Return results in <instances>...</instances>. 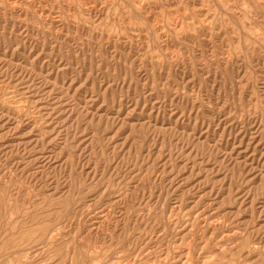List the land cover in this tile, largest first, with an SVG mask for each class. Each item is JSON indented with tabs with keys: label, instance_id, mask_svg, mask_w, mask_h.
I'll return each mask as SVG.
<instances>
[{
	"label": "rangeland",
	"instance_id": "374dc122",
	"mask_svg": "<svg viewBox=\"0 0 264 264\" xmlns=\"http://www.w3.org/2000/svg\"><path fill=\"white\" fill-rule=\"evenodd\" d=\"M0 264H264V0H0Z\"/></svg>",
	"mask_w": 264,
	"mask_h": 264
},
{
	"label": "bare ground",
	"instance_id": "6f19581e",
	"mask_svg": "<svg viewBox=\"0 0 264 264\" xmlns=\"http://www.w3.org/2000/svg\"><path fill=\"white\" fill-rule=\"evenodd\" d=\"M183 262V261H182Z\"/></svg>",
	"mask_w": 264,
	"mask_h": 264
}]
</instances>
